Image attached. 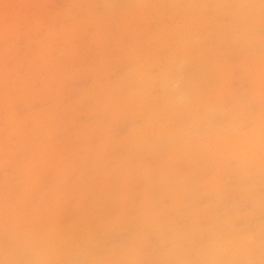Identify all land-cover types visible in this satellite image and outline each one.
I'll use <instances>...</instances> for the list:
<instances>
[{
    "label": "rangeland",
    "instance_id": "obj_1",
    "mask_svg": "<svg viewBox=\"0 0 264 264\" xmlns=\"http://www.w3.org/2000/svg\"><path fill=\"white\" fill-rule=\"evenodd\" d=\"M0 264H264V0H0Z\"/></svg>",
    "mask_w": 264,
    "mask_h": 264
},
{
    "label": "bare ground",
    "instance_id": "obj_2",
    "mask_svg": "<svg viewBox=\"0 0 264 264\" xmlns=\"http://www.w3.org/2000/svg\"><path fill=\"white\" fill-rule=\"evenodd\" d=\"M47 53V52H46ZM45 69V68H44ZM45 70H47V69H45ZM46 72V71H45ZM49 78V77H48ZM52 78V77H51ZM6 85V84H5ZM31 89V88H30ZM176 91V90H175ZM176 94V93H175ZM184 97V96H183ZM183 97L181 98V100H183ZM185 98V97H184ZM180 99V98H179ZM10 100V99H9ZM171 100V99H170ZM174 100V99H173ZM178 102V101H177ZM184 102V101H183ZM201 102V101H200ZM174 103V102H173ZM188 103V102H187ZM169 104H170V102H169ZM176 104H178V103H176ZM204 104V103H203ZM179 105H180V103H179ZM184 105V104H183ZM173 106V105H172ZM171 106V107H172ZM174 107H176V106H174ZM177 107H178V105H177ZM182 107V106H181ZM211 107V106H210ZM179 108V107H178ZM7 109H9V108H7ZM182 109V108H181ZM188 109V108H187ZM207 109V108H206ZM175 110V109H174ZM180 110V109H179ZM186 110V109H185ZM167 111V110H166ZM190 111V110H189ZM188 111V112H189ZM16 112V111H15ZM181 112V111H180ZM187 112V111H186ZM182 114H183V112H182ZM188 114H190V112L188 113ZM12 115V114H11ZM191 115V114H190ZM155 116V115H154ZM17 117V116H16ZM152 119H153V117H152ZM177 119L175 118V121H176ZM15 122H17V121H15ZM11 123V122H10Z\"/></svg>",
    "mask_w": 264,
    "mask_h": 264
}]
</instances>
